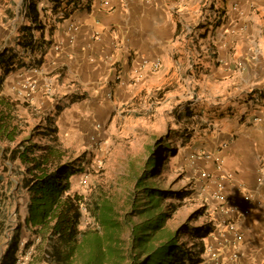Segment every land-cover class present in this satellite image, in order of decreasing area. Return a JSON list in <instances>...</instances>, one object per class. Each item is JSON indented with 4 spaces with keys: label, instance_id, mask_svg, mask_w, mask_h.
Masks as SVG:
<instances>
[{
    "label": "crops",
    "instance_id": "obj_1",
    "mask_svg": "<svg viewBox=\"0 0 264 264\" xmlns=\"http://www.w3.org/2000/svg\"><path fill=\"white\" fill-rule=\"evenodd\" d=\"M28 1L44 27L35 36L49 46L26 54L43 57L41 66L4 85L35 83L38 107L84 95L65 111L91 138L98 132L84 122L140 118L158 93L173 103L174 89L187 91L192 103L180 112L196 113L213 156L198 193L222 219L208 242L217 258L207 254L206 264H264V0H0V50L19 51ZM157 61V70L143 67ZM218 184L225 201L212 196Z\"/></svg>",
    "mask_w": 264,
    "mask_h": 264
},
{
    "label": "trees",
    "instance_id": "obj_2",
    "mask_svg": "<svg viewBox=\"0 0 264 264\" xmlns=\"http://www.w3.org/2000/svg\"><path fill=\"white\" fill-rule=\"evenodd\" d=\"M70 2L62 1L67 6ZM26 17L32 23L17 42L19 51L0 50V160L12 165L11 179L18 180L17 185L11 180L9 186L28 198L24 225H13L8 219L0 222V245L10 232L3 260L11 257V264H16L23 230L28 229L33 239L25 243L23 253L45 246L46 264H206V240L215 228L193 225V220L175 226L190 192L174 191L158 181L169 164L163 154L164 149L170 150L166 140L149 146L146 158L130 161L120 195L99 188L87 199L73 190L72 178L84 173L91 159L75 157L65 146L57 122L66 107L85 96L56 106L53 114L36 117L37 124H28L15 113L14 102L3 94L6 78L20 69L41 66L43 57L30 61L26 54L44 56L49 46L34 33L44 29L36 4L30 2ZM194 114L186 108L179 118L195 123ZM179 137H172L173 142L180 141L182 146L192 142L190 136ZM171 151L176 157L177 148ZM84 207L95 225L86 230L81 228ZM125 230L130 233L128 240L123 237Z\"/></svg>",
    "mask_w": 264,
    "mask_h": 264
},
{
    "label": "rangeland",
    "instance_id": "obj_3",
    "mask_svg": "<svg viewBox=\"0 0 264 264\" xmlns=\"http://www.w3.org/2000/svg\"><path fill=\"white\" fill-rule=\"evenodd\" d=\"M38 91L36 89L34 92H29L25 87L16 89L14 87L13 91L5 85L3 88V94L14 102L15 113L28 124H37L36 117L51 113L52 107H55L52 104L39 105V107L35 105L33 100ZM190 91H192L191 88ZM172 94L174 95L173 103L170 100L165 101L164 94L158 93L153 111L144 109L140 113V118L126 116L125 119L112 122L113 124L107 121L84 122L93 128H96L97 124L102 126L100 129L102 131L99 132L100 136L95 141L86 136L85 133L79 132L78 129L85 126H82V122L69 119L67 111L58 115L57 122L65 146L76 153L75 157L85 156L87 160L91 159L89 164H85L87 170L72 178L73 190L87 199L99 188L117 196L120 195L122 193V180L127 173L130 161L140 157L146 158L149 146H156L158 141L166 140L170 150L164 149L163 154L165 161L169 164L167 168L163 169L158 181L161 186L171 187L174 191L182 189L190 192L185 205L177 213L175 226L178 227L189 220H193V225L211 224L216 231L222 224V219L216 215V211L212 212L214 202L212 203L210 199L204 198L198 193L201 182L199 178L200 169L209 165V162L206 161L208 156L212 155V152L206 149L209 135L205 136L201 132V122H198L196 118L195 123H188L179 118L180 109L192 103V96L189 97L187 91L182 93V90L177 89H174ZM26 103L30 107H26ZM170 133L171 138L169 137ZM176 135L180 136V139L182 135L186 136L185 139L190 136L192 142L182 146L180 141L173 142L172 137ZM175 148H177L178 154L173 157L171 149ZM11 168L12 165L9 162L4 163L0 160V222L8 219L13 225H24L27 217L28 198L24 193L17 194L16 186H9L11 180L16 185L18 184L15 177L11 179ZM83 214L81 228L86 230L95 226L90 212L85 207ZM227 228L230 227L227 226ZM9 233L6 232L4 241L0 245V264L12 263L11 257L6 256L3 260ZM123 237L126 240L129 239L128 230L124 231ZM210 238L206 240L207 244L210 242ZM27 241V234L24 231L22 242L27 243ZM44 248L45 246L38 249L31 247L26 253H23V247H21L17 254V260H22V264H46L43 258ZM213 251L215 255H218L217 249H213ZM75 264L82 263L77 261Z\"/></svg>",
    "mask_w": 264,
    "mask_h": 264
},
{
    "label": "built area",
    "instance_id": "obj_4",
    "mask_svg": "<svg viewBox=\"0 0 264 264\" xmlns=\"http://www.w3.org/2000/svg\"><path fill=\"white\" fill-rule=\"evenodd\" d=\"M106 3V5H108L109 4V1H106L105 2ZM29 5H30V2L28 1V3L23 7V10L24 9H26L27 10V8L29 7ZM72 28H74V29H77L76 28V26L75 25H73L72 26ZM160 61H157V62H155L154 64H149V63H145L144 65H143V67H151V69H153V70H157L159 67H160ZM25 88L27 89V91H29V92H34V90H36L37 88H36V84L35 83H33V82H29L28 84H26L25 85ZM102 128V126L100 125V124H97V126H96V131L98 132V134L96 135L95 134V136H93V138H92V140H96L97 138H99V132H101V129ZM207 157V156H206ZM213 158V156H208V159H207V161L206 162H209L211 159ZM198 159H200L199 157H198ZM87 177V176H86ZM201 177H202V179H204V180H207V181H211L212 180V177L209 175V174H207V172H204V173H202L201 174ZM215 183H217V181H215ZM223 185L222 184H218V187H217V189L212 193V196L214 197V198H216V199H224V201H225V199H226V197H225V194H224V192H223ZM225 197V198H224ZM226 226H228V227H230L231 225L230 224H228V225H226ZM230 228H233L232 226L230 227ZM21 247H25V243L24 242H21ZM207 254H208V256L210 255V257L211 258H213V259H215V258H217V255H215L214 254V251H213V248H211V247H209L208 248V250H207ZM16 264H22V260H17V262H16Z\"/></svg>",
    "mask_w": 264,
    "mask_h": 264
},
{
    "label": "clouds",
    "instance_id": "obj_5",
    "mask_svg": "<svg viewBox=\"0 0 264 264\" xmlns=\"http://www.w3.org/2000/svg\"><path fill=\"white\" fill-rule=\"evenodd\" d=\"M202 173H204V172L201 171V169H200V172H199V178H200L201 181L204 180V179H202V177H201V174H202Z\"/></svg>",
    "mask_w": 264,
    "mask_h": 264
}]
</instances>
